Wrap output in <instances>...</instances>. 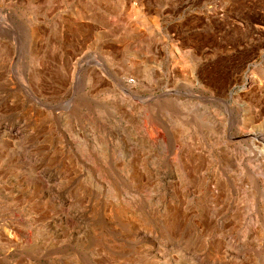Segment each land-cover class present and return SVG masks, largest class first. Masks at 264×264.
Instances as JSON below:
<instances>
[{"label":"rangeland","instance_id":"374dc122","mask_svg":"<svg viewBox=\"0 0 264 264\" xmlns=\"http://www.w3.org/2000/svg\"><path fill=\"white\" fill-rule=\"evenodd\" d=\"M0 264H264V0H0Z\"/></svg>","mask_w":264,"mask_h":264}]
</instances>
